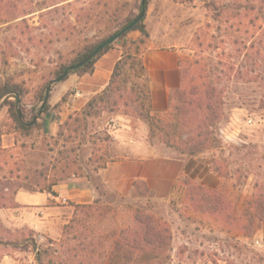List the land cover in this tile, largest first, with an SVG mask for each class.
Wrapping results in <instances>:
<instances>
[{"label":"rangeland","instance_id":"374dc122","mask_svg":"<svg viewBox=\"0 0 264 264\" xmlns=\"http://www.w3.org/2000/svg\"><path fill=\"white\" fill-rule=\"evenodd\" d=\"M139 4L140 0H0V89H9L0 96V158L8 161V165L0 162V168L6 165L12 173L16 168L26 178L14 179L9 186H42L46 175L49 181L54 174L60 176L59 169H66V176L86 174L109 156L113 117L120 113L145 121V72L137 60L128 59L111 89L95 98L92 108L62 125L61 135L44 142L33 131L23 136L18 130L15 136L22 145L1 148L3 140L14 139V85L22 92L21 98L17 95L18 118L29 122L47 82L64 70L60 68L71 65L84 46L116 32L139 12ZM156 18L170 39L166 44L186 51L181 61L198 60L195 70L201 69L222 90V115L209 127L207 148L194 155L176 151L191 161L174 197L157 201L140 191L131 200L98 199L90 203L93 208L77 209L68 245L77 242L72 235L81 234L82 240L106 229L114 239L120 232L131 239L138 210L165 223L166 244L157 249L146 246L141 256L132 248L116 247L107 264H124L120 260L124 254L140 264H264V220L253 208L254 200L264 194V0H147L142 18L148 32L146 48L150 45L147 24ZM122 35L110 44L121 47L125 40L133 52L139 32ZM153 115L166 118L167 112ZM154 139L162 142L157 137L149 140ZM29 141H43L39 143L43 148L31 151ZM3 184L6 181L0 180ZM208 189L219 191V198L215 200ZM14 238L33 252L29 232L0 228V242ZM60 238L35 242L42 263L53 258L54 264H62L63 259L53 253L60 249ZM1 245L0 251L9 250ZM20 251L17 257L25 264L27 256ZM132 260L129 264H139Z\"/></svg>","mask_w":264,"mask_h":264},{"label":"crops","instance_id":"0c3cea01","mask_svg":"<svg viewBox=\"0 0 264 264\" xmlns=\"http://www.w3.org/2000/svg\"><path fill=\"white\" fill-rule=\"evenodd\" d=\"M147 27L150 45L141 58L149 103L152 114L164 115L170 107L172 93L179 85V61L186 51L166 44L170 39L166 31L162 33L161 30L166 29L157 18ZM158 41L163 44L154 45ZM120 56L121 47L115 43L94 61L90 72L71 73L55 83L48 93L47 109L39 111L35 121L27 125L31 126L28 134L33 131L44 142L56 137L62 125L84 110L87 103L107 87ZM112 121L114 124L108 130L112 138L109 156L103 165L86 174L71 173L52 184L49 183L48 174L42 186L20 184L11 187L10 182L14 179L26 178L16 168L12 173L11 168L6 166L8 161L1 157L0 162L6 165L0 168L3 170L0 180L6 181V184L0 186V228L18 234L29 232L36 243L44 238L57 240L62 235L64 225L71 220L76 204H90L105 197L131 200L140 191L157 201L174 197L178 181L189 174L191 159L177 154L158 140H149L148 126L143 119L119 113ZM15 135L16 131L9 143L3 140L4 147L1 148L20 147L22 142ZM29 142L28 149L31 151L42 147L40 142ZM91 154L88 151V157ZM23 241L26 243L27 239ZM2 242L0 245L7 246L9 250L4 248L0 251V264H23L17 257V250H22L20 252L27 256L25 264H36L33 252L27 250L28 245L21 246L22 240L16 241L14 238ZM14 242L19 244L15 247Z\"/></svg>","mask_w":264,"mask_h":264},{"label":"trees","instance_id":"16d2710c","mask_svg":"<svg viewBox=\"0 0 264 264\" xmlns=\"http://www.w3.org/2000/svg\"><path fill=\"white\" fill-rule=\"evenodd\" d=\"M145 10L147 9V0L145 2ZM141 5H138V11L140 10ZM133 17L127 18V20L115 31H118L124 27L127 23L132 20ZM144 19V17H143ZM143 19L136 23L132 28L127 30L122 37L125 35L139 32L137 38V46L134 48V51L131 52L127 46L125 40H122L121 43V56L116 62L112 75L110 77L107 87L96 97L90 100L86 107L92 108L95 98H99L102 95H105L110 89L113 83V80L119 69H122V66L127 63L128 59L137 60V63L141 70H144L142 64L141 54L146 49L144 46L148 38V32L143 23ZM109 36V34L107 35ZM106 36V37H107ZM105 37V38H106ZM101 40L92 42L91 44L84 46L83 50L79 52L77 57L71 61L75 63L88 52H90ZM117 41V40H116ZM115 41V42H116ZM134 42V41H132ZM113 44V43H112ZM112 44L107 45L101 52H99L93 59L82 65L81 67L73 70H69L68 74L71 73H86L90 72L93 67L94 61L105 51H107ZM139 45H142V50H139ZM188 61H179V72H180V81L179 85L174 89L172 93V99L170 107L167 111L166 118H160L154 116L150 113L151 107L149 103V90L146 87L145 97L146 100L145 106L147 107L144 110V118L148 126V138L152 139L154 137L159 138L166 146L172 148L173 150L188 155H194L196 150L207 148L208 144L211 141L212 132L209 130L215 121L222 115V90L217 87V85L209 80L207 77L203 76L201 69H196L198 60L194 61L192 64L187 63ZM66 66H62L59 71L65 69ZM58 71V72H59ZM191 72V75H190ZM202 73V75H200ZM67 75L65 77H67ZM12 89V88H11ZM8 88L0 89V96L3 92L8 91ZM16 93V94H15ZM19 96L21 98L22 92L19 86L14 85V97ZM44 95L41 94V98ZM47 109V104L40 109V111H45ZM15 127L14 131H21L22 135H27L30 127L21 122L18 118V115L15 111V100H14V112H13ZM58 134H62V130L59 129ZM65 168V167H64ZM61 175H53L52 180L49 181L50 184L55 183L56 181L66 177V169H59ZM62 176V177H61ZM209 192L213 195V198L217 200L220 196V192L215 189H208ZM88 209L93 208L91 204H76L73 216L69 223L64 225L62 230V235L59 240L60 249L54 250L53 253H57V257L63 261H60L62 264H107V260L110 257L111 252L114 248L121 249L130 248L136 250L138 255L143 254L144 247H152L157 249L166 244V236H168V231L165 226V223L162 220L156 219L153 214L142 213L141 211H136L134 214V227L132 233H134L131 239L123 238L121 236L122 232L116 236V239L113 237V233H109L108 229L106 230H97L98 232L91 233V235L80 239L81 234L76 236H71L72 240H76L75 244L68 245L70 239V233L68 230L72 228L71 222L74 221L77 209ZM254 210L255 215L259 219L264 220V194H260L254 200ZM32 244L34 258L38 264H45L41 262V253L35 247V242L30 240ZM18 242H14L15 247L18 245ZM27 246V245H26ZM64 253L65 258H60L61 253ZM66 255V256H65ZM54 256V255H53ZM141 256V255H140ZM80 258V259H79ZM140 257L139 259H141ZM133 259V260H132ZM80 260V261H78ZM120 260L124 264H129L130 260L132 262L138 261L139 264L141 261L134 258H127L125 254ZM47 264H54V260L48 259ZM146 264H149L148 262Z\"/></svg>","mask_w":264,"mask_h":264},{"label":"water","instance_id":"95a60500","mask_svg":"<svg viewBox=\"0 0 264 264\" xmlns=\"http://www.w3.org/2000/svg\"><path fill=\"white\" fill-rule=\"evenodd\" d=\"M145 2L146 0H140V5L141 8L139 10V12L132 18V20L127 23L124 27H122L121 29H119L118 31L110 34L108 37H106L105 39H103L102 41H100L90 52H88L85 56H83L81 59H79L77 62L67 66L61 73H59L56 77L50 79L47 82V85L45 87V92H44V97L42 98V100L40 101V104L38 105L37 108V112L34 114L33 118L31 121L29 122H25L21 116H19L21 122H23L26 125H30L33 121H35V119L37 118V115L39 114V111L41 108H43V106L45 105L46 101H47V97H48V93L51 89V87L59 82L60 80H62L67 72L69 70H73V69H77L79 67H81L82 65H84L85 63H87L88 61H90L93 57H95L100 51H102L107 45H109L110 43H112L113 41H115L118 37H120L124 32H126L127 30H129L130 28H132L136 23H138L139 21L142 20V18L144 17L145 14ZM19 98L18 96H16V108H17V113L19 114Z\"/></svg>","mask_w":264,"mask_h":264},{"label":"built area","instance_id":"2783aa9c","mask_svg":"<svg viewBox=\"0 0 264 264\" xmlns=\"http://www.w3.org/2000/svg\"><path fill=\"white\" fill-rule=\"evenodd\" d=\"M249 122L251 121V119L248 120Z\"/></svg>","mask_w":264,"mask_h":264}]
</instances>
